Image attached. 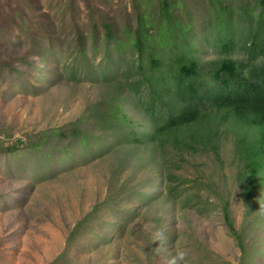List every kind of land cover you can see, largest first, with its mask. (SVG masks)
<instances>
[{
  "label": "rangeland",
  "instance_id": "obj_1",
  "mask_svg": "<svg viewBox=\"0 0 264 264\" xmlns=\"http://www.w3.org/2000/svg\"><path fill=\"white\" fill-rule=\"evenodd\" d=\"M23 1L47 12L57 35L49 51L48 45H38L43 37L34 28L37 40L28 41L25 55L30 63L11 61V68L2 71L0 145L17 139L36 142L46 132L85 119L94 108L103 111L114 95L131 94L129 83L143 75L134 47L139 23L136 0H88L89 4L74 0L76 22L67 9L70 0ZM137 7L152 31H146L144 51L167 57L173 42L166 29L171 30L174 22L161 19L159 0H137ZM259 10L255 8L256 13ZM172 13L174 21L180 16L185 29L193 30L199 41L198 60L217 62L227 57L215 48L225 36V16L233 15L223 11L222 0H203V4L177 0ZM104 22L113 26L112 39L105 36ZM75 26L87 35L82 51L68 38ZM159 28L165 33L159 35ZM25 40L24 36L27 44ZM32 45L44 53L37 55ZM230 57L248 61L245 50L233 51ZM263 63L264 56L251 65ZM145 88L142 85L137 95L145 94ZM124 105L129 110L127 102ZM81 128L92 135L86 140L89 147L77 140L70 154L58 151L62 145L54 136L35 149L0 153V264H172L174 258L176 264L244 263L238 239L225 220L223 201L229 198L231 222L240 230L247 207L239 178L243 162L232 131L213 140L219 156L203 144L196 152L170 154L176 163L171 169L178 185L175 200L167 206L137 209L134 191L145 188L148 176L155 180L160 176L150 165L147 169L137 164L144 151L148 155L147 149L143 145L131 155L94 153L96 136L114 129L96 117L86 119ZM220 130L228 128L222 125ZM250 227L245 228L244 242L264 238V226ZM257 261L251 264H260Z\"/></svg>",
  "mask_w": 264,
  "mask_h": 264
},
{
  "label": "trees",
  "instance_id": "obj_2",
  "mask_svg": "<svg viewBox=\"0 0 264 264\" xmlns=\"http://www.w3.org/2000/svg\"><path fill=\"white\" fill-rule=\"evenodd\" d=\"M85 1L89 4L88 0ZM197 1L203 4V0ZM244 1L222 0L223 11H230L233 15L225 16V36L220 38L221 44L215 48H220L227 57L217 62H202L195 56L199 41L191 34L193 30L185 29L180 16L173 20L172 6L177 0H159L161 19H166L171 25V21L174 22L171 30L166 29L170 31L173 42L169 55L159 58L154 52L144 51L148 37L146 31H152L136 0L134 9L139 23L135 28L134 47L138 68L143 75L129 83L131 94L122 95L119 92L111 98L107 109L98 111V108H94L85 119L46 132L36 142L17 139L8 145L2 144L0 153H15L23 147L35 149L39 143H45L48 136H54L53 140H58L62 145L58 151L70 154L72 144L77 140L89 145L87 137L92 135L87 136V130L81 126L86 119L91 121L96 117L103 126L114 129V132L96 136L99 143L94 153L109 155L122 151L131 155L136 154L143 145L147 149L148 155L144 151V155L138 157L137 164L147 169L150 165L160 176L157 180L148 176L145 188H137L133 194L138 200L137 209L153 208L167 206L175 200L174 191L178 185L174 183L175 174L171 169L176 168V163H172L170 154L196 152L203 144L210 146L219 156V146L213 140L232 131L237 137V155L243 162L239 178L247 208L243 227L237 230L231 222L229 198H224L225 220L231 234L238 239L244 263L251 264L258 260L257 263L264 264V238H250L249 242H244L245 228L254 226L260 229L264 226V63L259 67L251 65L264 56V0ZM257 7L260 9L258 13L255 11ZM33 8L37 12L32 11ZM67 9L71 10L70 17L76 22L74 0L67 1ZM30 13L38 17L31 19ZM102 25L106 28L105 36L112 39L113 26L109 22ZM56 27L49 14L38 10L32 3L0 0V75L7 67L11 68V61L30 63L25 55H28L29 42L35 44L37 40L34 28L43 37L38 45L44 47L46 44L49 51L53 50ZM157 30L159 35L165 33L163 28ZM72 33L68 38L74 40L82 51L87 35L76 26ZM24 36L27 44H24ZM66 41L70 48L71 41ZM160 44L164 45V41ZM120 46L119 42L117 47ZM32 49L37 55L44 53L34 45ZM237 50L247 52V63L230 57ZM142 85H146L145 94L137 95ZM125 102L129 110L125 108ZM222 125L228 130L221 131ZM159 178L162 184H159ZM127 213L129 210L125 211V215ZM159 223L156 222L158 229Z\"/></svg>",
  "mask_w": 264,
  "mask_h": 264
},
{
  "label": "clouds",
  "instance_id": "obj_3",
  "mask_svg": "<svg viewBox=\"0 0 264 264\" xmlns=\"http://www.w3.org/2000/svg\"><path fill=\"white\" fill-rule=\"evenodd\" d=\"M180 259L182 260L183 257H180ZM172 264H176V259L175 258L173 259Z\"/></svg>",
  "mask_w": 264,
  "mask_h": 264
}]
</instances>
